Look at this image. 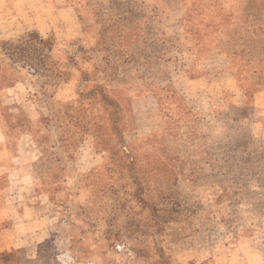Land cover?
Wrapping results in <instances>:
<instances>
[{"label":"rangeland","instance_id":"1","mask_svg":"<svg viewBox=\"0 0 264 264\" xmlns=\"http://www.w3.org/2000/svg\"><path fill=\"white\" fill-rule=\"evenodd\" d=\"M0 109V264H264V0H0Z\"/></svg>","mask_w":264,"mask_h":264},{"label":"crops","instance_id":"2","mask_svg":"<svg viewBox=\"0 0 264 264\" xmlns=\"http://www.w3.org/2000/svg\"><path fill=\"white\" fill-rule=\"evenodd\" d=\"M18 113L19 115L21 113L20 107ZM12 133L14 137L11 136ZM38 157L33 145V135L21 132L17 123L8 124L0 109V170L1 174H6V177L0 181V192L3 196L5 195L3 191L11 184L21 186L18 192L26 191L29 185L34 186L31 168ZM24 185L26 186L23 187ZM26 193L29 195V192Z\"/></svg>","mask_w":264,"mask_h":264}]
</instances>
